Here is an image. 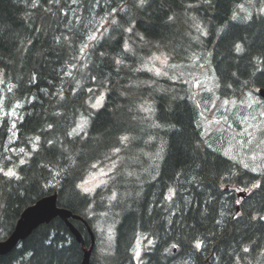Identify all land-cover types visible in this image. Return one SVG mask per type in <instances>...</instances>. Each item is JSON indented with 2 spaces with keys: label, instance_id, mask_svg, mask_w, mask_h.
<instances>
[{
  "label": "trees",
  "instance_id": "1",
  "mask_svg": "<svg viewBox=\"0 0 264 264\" xmlns=\"http://www.w3.org/2000/svg\"><path fill=\"white\" fill-rule=\"evenodd\" d=\"M241 1L0 0V100L21 105L15 126L0 118V240L58 193L87 246L96 236L89 264H264V171L207 145L190 86L157 61L209 58L224 99L264 87V15L232 19ZM98 164L112 168L87 192ZM84 254L57 216L0 264Z\"/></svg>",
  "mask_w": 264,
  "mask_h": 264
},
{
  "label": "rangeland",
  "instance_id": "2",
  "mask_svg": "<svg viewBox=\"0 0 264 264\" xmlns=\"http://www.w3.org/2000/svg\"><path fill=\"white\" fill-rule=\"evenodd\" d=\"M255 12L264 15V0L239 2L232 11L231 18L245 21ZM205 60L196 56L193 62L183 66L171 65L163 55L157 57L160 65L168 70L173 69L174 74L180 72L183 80L190 86L191 96L200 108L198 124L202 128L207 145L243 166L247 164V168L254 169L253 171L263 172L264 100L256 92H248L243 99L221 98L218 93L219 80L212 61L209 58ZM1 77L0 73V80ZM0 90H3L1 84ZM20 108L19 104L12 109H7L2 99L0 100V118L8 115L13 121L12 126H15L16 120L20 118ZM111 168V165H96L81 182V188L87 192H93L107 180ZM236 191L239 199L248 193L239 188H236ZM101 250L104 252L105 249ZM135 251L139 258L140 244L136 245ZM96 254L99 255V253Z\"/></svg>",
  "mask_w": 264,
  "mask_h": 264
},
{
  "label": "water",
  "instance_id": "3",
  "mask_svg": "<svg viewBox=\"0 0 264 264\" xmlns=\"http://www.w3.org/2000/svg\"><path fill=\"white\" fill-rule=\"evenodd\" d=\"M258 93L264 98V88H259ZM58 214L65 218L77 216L69 210L59 208L56 194L42 197L28 206L18 219L12 233L7 239L0 240V255L11 251L20 239H24L40 224L51 221ZM71 229L75 232V228L71 227ZM89 256L90 254L86 253L84 264H88Z\"/></svg>",
  "mask_w": 264,
  "mask_h": 264
},
{
  "label": "bare ground",
  "instance_id": "4",
  "mask_svg": "<svg viewBox=\"0 0 264 264\" xmlns=\"http://www.w3.org/2000/svg\"><path fill=\"white\" fill-rule=\"evenodd\" d=\"M40 24V23H39ZM51 25V24H50ZM57 25V24H56ZM17 46H18V44H17ZM14 47H16V46H14ZM27 48V47H26ZM19 49V48H18ZM17 49V50H18ZM22 49V48H21ZM20 50V49H19ZM29 52V51H28ZM31 52H32V50H31ZM31 55V54H30ZM32 57V56H31ZM30 57V58H31ZM39 58V57H38ZM260 88H264V87H260ZM54 194H56L57 195V203H58V193H53V194H50V195H54ZM41 199V198H40ZM38 201V200H37ZM253 204V203H252ZM59 206V205H58ZM59 208H61V209H64V210H69V209H66V208H63V207H60L59 206ZM252 209V208H251ZM70 211V210H69ZM253 212V211H252ZM23 213V212H22ZM253 214V213H252ZM57 216H59V217H61V218H63L65 221H66V223H67V225L69 226V228L71 229V227L72 228H75V232L71 229V231H72V233L77 237V240L80 242V243H82V246H83V248H84V251H85V254H84V257H83V264H84V260H85V256H86V253H89L90 254V256H89V262H88V264L90 263V261H91V258H92V254H93V251H92V249H94V247H95V243H96V241H95V239H96V236L92 233V231H91V233H92V242H91V245L90 246H87V244H86V241H85V238H84V236L82 235V233L74 226V224L72 223V221H70V217H68V218H65V217H63L62 215H60V214H58V215H56L55 217H57ZM55 217H53V218H55ZM77 217V216H76ZM52 218V219H53ZM74 218V217H73ZM51 219V220H52ZM79 219V218H78ZM233 219V218H232ZM84 220V219H83ZM248 220H249V218H248ZM50 222V221H49ZM46 223H48V222H46ZM263 223V222H262ZM264 225V224H263ZM258 226V225H257ZM259 227H260V225H259ZM258 227V228H259ZM264 227V226H263ZM260 229V228H259ZM14 230V229H13ZM264 231V230H263ZM12 233V232H11ZM32 233V232H31ZM30 233V234H31ZM29 234V235H30ZM28 235V236H29ZM27 236V237H28ZM264 237V236H263ZM26 238V237H25ZM24 238V239H25ZM258 238V237H257ZM7 239V238H6ZM256 239V238H255ZM5 240V239H4ZM21 240H23V239H20L19 241H18V243L21 241ZM259 240H261V239H259ZM18 243H17V245H18ZM16 245V246H17ZM15 246V247H16ZM14 247V248H15ZM91 247V249H89ZM13 248V249H14ZM89 249V250H88ZM10 252V251H9ZM111 253V252H110ZM1 255H3V254H1ZM111 255V254H110ZM95 256H97L96 258H98L97 260H98V262L101 260L100 258H99V255H97V254H95ZM112 256V255H111ZM169 259V258H168ZM167 259V260H168ZM107 261V260H106ZM101 262H103L102 260H101ZM110 263V262H109Z\"/></svg>",
  "mask_w": 264,
  "mask_h": 264
},
{
  "label": "snow or ice",
  "instance_id": "5",
  "mask_svg": "<svg viewBox=\"0 0 264 264\" xmlns=\"http://www.w3.org/2000/svg\"><path fill=\"white\" fill-rule=\"evenodd\" d=\"M143 2H144V0H140V4H141V6H143ZM112 11L115 12V9H113ZM113 23H115V21H113ZM128 31H131V28H129ZM91 39L94 40V39H95V36H92ZM10 91H11V89H10ZM93 107H95V105H93ZM49 143H51V142H49ZM21 152H23V149H21ZM21 163H23V161H21ZM244 167L247 168L248 165L245 164ZM253 170H254V169H253ZM4 175L11 177V176H14V175H15V172L12 171V170H8L7 172L4 173ZM169 199H171V197H169ZM237 203H239V201H237ZM262 218H264V217H262ZM149 243H151V241H149ZM172 247L175 248V247H177V245H172ZM196 247H197V248H200L201 245H200L199 243H197ZM244 251L247 252L248 249L245 248Z\"/></svg>",
  "mask_w": 264,
  "mask_h": 264
}]
</instances>
